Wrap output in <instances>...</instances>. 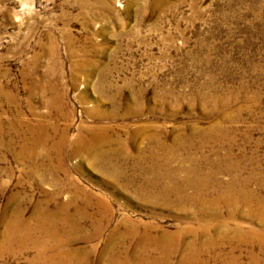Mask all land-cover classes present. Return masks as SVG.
<instances>
[{
  "label": "rangeland",
  "instance_id": "obj_1",
  "mask_svg": "<svg viewBox=\"0 0 264 264\" xmlns=\"http://www.w3.org/2000/svg\"><path fill=\"white\" fill-rule=\"evenodd\" d=\"M215 123L224 136L208 132ZM26 124L43 125L50 142L66 129L67 143L62 156L51 151L50 161L35 162L16 160L0 145V242L16 203L28 217L46 200L51 171L70 193L77 185L82 197L111 203L100 234L83 221L66 236L81 264H112L113 254L136 264L141 253L162 264L153 239L165 233L180 234L176 249V241L169 244L170 264L264 262L258 240L245 245L232 237L235 224L260 229L257 220L162 201L159 170L147 157L161 140L174 147L172 168L198 166L206 174L230 150L241 176L254 178L249 188L264 197V0H0V137L13 136L12 151L34 135ZM82 125L108 128V158L70 152ZM217 179L229 175L222 170ZM127 227L135 235L109 241ZM17 248L2 250L0 264H50L30 245Z\"/></svg>",
  "mask_w": 264,
  "mask_h": 264
},
{
  "label": "bare ground",
  "instance_id": "obj_2",
  "mask_svg": "<svg viewBox=\"0 0 264 264\" xmlns=\"http://www.w3.org/2000/svg\"><path fill=\"white\" fill-rule=\"evenodd\" d=\"M50 102L51 101H49V103ZM90 114H92V112H90ZM42 126L31 124L28 125L27 127L29 130L35 131V133L32 137L28 138L29 140H24L20 147L15 151H12L15 140L10 134L5 138L0 137V145L3 150H5V152L12 153L13 158L16 160L27 157L30 161L35 162L40 158V156L42 158L48 159L50 157L51 151L55 152V156H62L63 145L67 143L66 129H62V132L60 136H58L59 138L57 140L50 142V136L47 134V129ZM82 127L83 129L80 130L77 137L72 140L71 143H69L70 152L72 154L86 152L88 155L95 153L99 160H102L103 156V160L108 158L109 152H103L102 149L106 143H108L107 146H111L114 140L107 133L108 128L106 129L104 126L94 127L85 125H82ZM52 129H56L55 126H53ZM208 132L216 136L225 135V129L221 128V126L216 123L211 125ZM202 133L205 134V131ZM204 140L205 138L202 139L201 142ZM214 142L219 143L220 139L215 138ZM175 143L177 146H182L183 144L178 139H175ZM37 145L43 146V152L38 153L35 150ZM155 147L157 149L149 151L147 157L150 161H152V163H156L155 165L153 164V166H155V169L159 170L161 176L160 179L162 181L160 180V183L157 180V185L162 201H175L180 205L194 206L199 209L201 215H209V213H211L215 218H218L222 208H226L230 218H233L236 216V214L242 212L245 217L257 220L260 223L259 225L261 228H244L241 225L234 223L235 225H232V237L243 241L245 245H251L254 239L258 240L260 245H264V197L259 195V192L249 188V185L252 181H254V178L251 175L245 178L241 176L240 170L235 168L238 167L237 161H230V150L227 151L225 156L220 158L221 162L223 163L222 167L221 164L219 165L217 162L215 164V169L209 170L205 174L204 171H202L198 166L172 168L170 160L173 159V156L175 155L174 147H167L161 140L156 141ZM157 150H161V152H158ZM166 152H168V154H166ZM50 159L51 157L49 158V161ZM49 167L50 165L48 164V166L42 170L48 172ZM222 170L229 175V180H227L225 183H222L217 179V174ZM178 173L183 174V177L181 176L182 179H180L181 181L177 180ZM149 175H151V173ZM49 176V182L53 181V190L47 194L46 200L34 207V212H32L33 214L31 213V216H24L23 207L20 203H16L14 208H12L8 219H5L4 222L5 229L1 235L2 238L0 242V252L5 249H10L14 245H17L19 249H24L30 245L36 249L38 261H48L50 264H81L83 259L77 256L79 254L77 250H72L70 248L68 249L67 245L70 240L66 236L70 232L78 229L83 221L90 222L94 230L93 236L100 234L106 223L110 220L112 211L111 203L103 196H98L97 194V196L93 195L94 193H85L86 195L82 197L81 193L84 191V189H82L81 186H74L71 182L70 183L73 185V192L70 193L67 183L58 181L55 173L49 171ZM128 182L130 181L128 180ZM260 185L264 187L263 182H261ZM66 189L67 191H65ZM64 192L65 194L70 193L67 196L68 198H66V200L64 199L63 201L59 200V197ZM14 198L15 197L13 195L10 196L9 202H12L11 200ZM53 202L54 204H51ZM50 206L52 207L50 208ZM71 206L74 207L73 212H70ZM90 209H94V211L90 212ZM222 224L226 225V223H221V225ZM133 229L132 227H127L125 230L119 232L117 236L115 235L114 237V235H112L109 241L120 242L121 239H125L126 236H133L135 235V231ZM202 229H204V232H207L208 227L204 225ZM225 235L226 232L224 231L222 236L224 237ZM222 236L219 235L221 238ZM179 237V233H165L156 239L151 238L153 241H158L160 246L163 248V255L160 257L162 259V264H170V252H173V249L169 247V244L171 243L172 239L176 241L174 246L176 249L177 244L179 243L177 238ZM148 238L150 239V237ZM207 242H211V238H208ZM123 251L125 250L123 249ZM141 255L142 253L139 256L135 255V258L138 257L136 264L158 263V258L156 257L142 259L140 258ZM188 259H190V254L187 253L182 257V262H185V260ZM110 261L112 264H130L127 257H123V259H121L117 254L111 255ZM252 261H254V264H264L262 261L258 262L257 258L255 257L252 258Z\"/></svg>",
  "mask_w": 264,
  "mask_h": 264
}]
</instances>
